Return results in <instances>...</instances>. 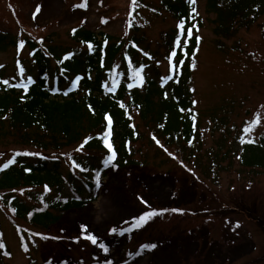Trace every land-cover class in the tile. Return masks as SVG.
<instances>
[{
  "label": "trees",
  "instance_id": "trees-1",
  "mask_svg": "<svg viewBox=\"0 0 264 264\" xmlns=\"http://www.w3.org/2000/svg\"><path fill=\"white\" fill-rule=\"evenodd\" d=\"M193 6L188 0H126L122 34L101 33V38L73 25L66 31L68 41H60L61 37L52 33L31 34L21 27L30 36L24 38L23 46L29 49L31 62L18 60V74L7 84L0 76V154L11 156L0 168V264H11L5 260L11 257L4 238L5 222L14 228L28 264H46L38 263L35 256L42 251L40 242L46 229L59 220V212L81 207L94 198L93 177L107 168L132 163L161 171L192 162L209 175L217 159L227 157L225 169L236 173L239 192L249 182L256 183L255 177L264 172V135L237 142L229 133L239 125L227 116L210 127L202 125L196 110L207 113L215 106L193 103L188 89L196 37L176 45L185 27H171L159 29L158 36L151 39L143 19V12L152 19L170 15L181 25L191 26L199 21L188 23L187 12ZM205 6L215 14L208 18L214 38L202 48L209 60H226L241 73L264 60L256 58V54L264 57V0H206ZM250 31L260 33V47L245 35ZM20 38L19 33L0 30V52L16 47ZM170 54L177 61L165 88L156 83L160 73L154 63L168 60ZM116 59L122 62V81L112 94L107 91L104 69ZM124 61L132 68H149L155 77H147L142 90L128 89L125 80L131 76ZM24 74L32 83L19 89L15 83L23 80ZM76 75L78 87L68 92L67 82ZM53 78L58 79L60 89L50 95ZM107 114L115 120L109 139L104 138ZM246 123L243 114L242 124ZM106 141L117 158L104 166L101 159L109 149ZM73 175L83 180L75 186L77 195L52 197L49 188L59 191L63 178L72 179Z\"/></svg>",
  "mask_w": 264,
  "mask_h": 264
},
{
  "label": "rangeland",
  "instance_id": "rangeland-1",
  "mask_svg": "<svg viewBox=\"0 0 264 264\" xmlns=\"http://www.w3.org/2000/svg\"><path fill=\"white\" fill-rule=\"evenodd\" d=\"M17 1L18 11L21 12L19 15H24L29 27L54 21V27L49 30L59 32L62 35L60 41H68L64 35L65 27L67 29L68 25L76 22L96 32L101 30L111 35H121L122 32V12L126 0H84L83 3L78 0ZM199 10L202 13V5ZM0 15L10 20L3 0H0ZM104 15L109 18H103ZM208 17L211 18V15ZM169 20L151 19V37L158 35L159 28L170 27ZM0 28L15 31L16 25L14 22L11 25L5 24L0 20ZM202 34L206 37L210 35L209 29L204 27ZM21 57L26 58V53H22ZM15 62L12 47L0 52V65L5 67L1 74L12 78ZM161 69L163 73L166 72L164 65ZM211 93L214 94V99L218 100L224 93L223 87H216L214 92L209 87L207 90L197 89L199 106L204 104L208 99L207 95ZM255 127L264 129V117H260ZM257 133L258 130L254 129L250 134ZM162 170L169 171H157L148 166L137 167L134 164L118 170H109L97 188L94 201L83 209L66 211L56 225L51 226L46 242L41 243L42 251L35 254L38 263L49 260L48 264H217L213 260L218 259L221 264H231L237 259L250 262V257L259 254V251L252 253L255 244L245 235L244 229L228 236L218 245L216 235L212 234L214 220L211 223L206 218L205 222H199L198 219L194 220L193 215L186 218H182L183 214L176 215L182 211L180 208H186L187 204L196 201L191 192L199 186L181 170L168 166ZM262 184L264 177L260 184L250 186L264 194V188L260 186ZM67 185L65 182V192L70 189ZM18 194L23 195L21 191ZM137 195L146 199L147 204L139 205L136 201ZM161 209L177 211L169 214L163 212L164 214L156 215L143 224L138 219L146 211L160 212ZM179 219L185 221L178 222ZM79 223L82 227L78 231ZM4 225L9 228L5 230V236L11 251V258L5 260L11 264H27V259L20 252L14 231L6 222ZM75 228V233L69 236L68 230ZM112 228L115 232L109 234ZM119 231H122V234ZM88 236L95 237L96 243L93 244ZM254 240L260 241V238L254 236ZM144 245L155 247L149 250L144 248ZM104 248H107V251Z\"/></svg>",
  "mask_w": 264,
  "mask_h": 264
},
{
  "label": "snow or ice",
  "instance_id": "snow-or-ice-1",
  "mask_svg": "<svg viewBox=\"0 0 264 264\" xmlns=\"http://www.w3.org/2000/svg\"><path fill=\"white\" fill-rule=\"evenodd\" d=\"M181 28H183V25H181ZM191 33H190V31H189V35H190ZM197 39H199V37H197ZM23 41H21L20 42V46L21 47H23ZM173 55H175V53H173ZM3 83L4 84H7L8 83V81H3ZM129 86H131V85H129ZM18 87H19V85H18ZM65 95H67V93H65ZM193 103H195V101L193 102ZM105 119L108 121V125H109V127L111 128V125H112V118L110 117V116H105ZM105 144H106V147L107 148H109V149H111V147H112V145L110 144V143H107V141L105 142ZM111 159V158H110ZM107 163V162H106ZM166 211V210H165ZM172 211H177L176 209H173ZM160 214H162V213H160V212H157V211H155V210H152V211H146V212H144L142 215H140L139 216V221L140 222H142V224L143 223H147L148 222V220L149 219H151L152 217H154V216H156V215H160ZM237 226H239V225H237ZM89 240H91V242L93 243V244H95L96 243V239H95V237H92V236H88L87 237ZM101 247H103V245H101ZM144 248H147V249H151V248H154L155 247V245H144L143 246ZM0 248H3V245L2 244H0ZM104 250L105 251H107V248H104Z\"/></svg>",
  "mask_w": 264,
  "mask_h": 264
}]
</instances>
